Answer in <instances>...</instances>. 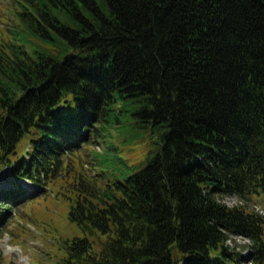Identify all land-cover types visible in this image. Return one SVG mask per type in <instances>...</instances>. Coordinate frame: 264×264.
Wrapping results in <instances>:
<instances>
[{
  "label": "trees",
  "instance_id": "obj_1",
  "mask_svg": "<svg viewBox=\"0 0 264 264\" xmlns=\"http://www.w3.org/2000/svg\"><path fill=\"white\" fill-rule=\"evenodd\" d=\"M11 5L0 228L48 193L13 183L28 179L73 193L67 218L81 235L57 243V264H264V216L222 200L264 192V0ZM140 132L155 148L134 168L120 152ZM94 138L109 143L93 149L94 175L63 164Z\"/></svg>",
  "mask_w": 264,
  "mask_h": 264
},
{
  "label": "rangeland",
  "instance_id": "obj_2",
  "mask_svg": "<svg viewBox=\"0 0 264 264\" xmlns=\"http://www.w3.org/2000/svg\"><path fill=\"white\" fill-rule=\"evenodd\" d=\"M13 14L11 0H0V41L8 37L9 19L11 18L12 21ZM109 132L112 134L109 139L116 143L115 139L119 136L117 131L110 127ZM97 140L94 138L92 142L82 145L78 151L69 155L68 159H64L63 164L67 165L68 163L69 167L77 169L79 167L85 170L87 162V166L90 168L87 170L88 174L94 175V169L89 166V161L95 157L93 151L103 152L109 145L102 138H97ZM118 146L123 149L122 144ZM124 146L125 150L120 153L127 159V163L135 165L134 168L142 166L145 163L146 152L155 148L148 134L142 132L132 142ZM75 171L77 172L76 169ZM9 172L10 167L7 166L0 173V188L8 187ZM67 178L70 179V177ZM18 182L27 191L36 193L46 191L48 193L19 202L14 208L15 210L9 214L7 223L2 229L0 228V264H57L62 255L57 248V243L72 235H81V232L73 227L67 218L69 200L66 196L73 193L69 190L67 193L66 186L62 188L54 183L47 187L42 185L44 188L40 190L34 182L28 179L13 181L15 184ZM59 193L62 195L59 196ZM222 200L229 206L242 204L246 208H253L264 215V192L251 194L245 198L233 194L225 195ZM231 238L227 244L235 247L237 251L242 249V254L248 255L249 250L246 247H240L243 244H248L247 238L240 235H232Z\"/></svg>",
  "mask_w": 264,
  "mask_h": 264
},
{
  "label": "water",
  "instance_id": "obj_3",
  "mask_svg": "<svg viewBox=\"0 0 264 264\" xmlns=\"http://www.w3.org/2000/svg\"><path fill=\"white\" fill-rule=\"evenodd\" d=\"M223 248H225V246H223Z\"/></svg>",
  "mask_w": 264,
  "mask_h": 264
}]
</instances>
